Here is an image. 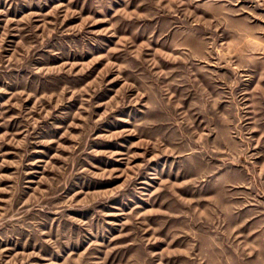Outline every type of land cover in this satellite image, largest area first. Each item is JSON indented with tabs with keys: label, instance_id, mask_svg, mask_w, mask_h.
<instances>
[{
	"label": "rangeland",
	"instance_id": "1",
	"mask_svg": "<svg viewBox=\"0 0 264 264\" xmlns=\"http://www.w3.org/2000/svg\"><path fill=\"white\" fill-rule=\"evenodd\" d=\"M0 264H264V0H0Z\"/></svg>",
	"mask_w": 264,
	"mask_h": 264
}]
</instances>
